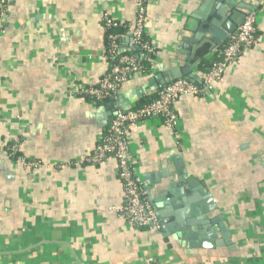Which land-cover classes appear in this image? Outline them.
<instances>
[{
  "label": "crops",
  "instance_id": "obj_1",
  "mask_svg": "<svg viewBox=\"0 0 264 264\" xmlns=\"http://www.w3.org/2000/svg\"><path fill=\"white\" fill-rule=\"evenodd\" d=\"M145 1L155 68L96 101L74 92L109 68L103 13L133 22L136 0H8L0 17V264H143L148 256L165 264H264V0L246 1L256 12V44L208 92L174 102L182 148L161 118L128 134L137 174L166 211L164 228L132 226L112 209L123 195L113 157L74 163L93 151L117 107L153 98L163 72L180 70L189 52L202 79L200 64L228 38L210 50L195 29L222 0ZM132 47L121 38V52ZM11 141L40 165L9 158ZM184 179L212 197L203 218L213 222L201 237L181 236L184 220L174 217L201 209L202 195Z\"/></svg>",
  "mask_w": 264,
  "mask_h": 264
},
{
  "label": "built area",
  "instance_id": "obj_2",
  "mask_svg": "<svg viewBox=\"0 0 264 264\" xmlns=\"http://www.w3.org/2000/svg\"><path fill=\"white\" fill-rule=\"evenodd\" d=\"M136 3L133 22H121L111 17L108 11H104L105 29L123 25L125 32L108 33L106 36L108 43L101 55L108 61V70L96 84L82 86L74 92L75 94L91 97L96 101L115 97L121 85L133 75H146L155 68L153 62L149 68H145L132 52H121L119 49L121 38L128 36L141 56L149 58L157 54L156 40L146 37V1L136 0ZM7 5L8 0H0V17L6 16ZM255 19V11H250L244 16L242 22L222 45L219 58L204 71L201 83H193L184 77L175 78L159 88L156 96L150 101L137 107H117L93 151L74 162L78 165L83 162L99 164L109 157L116 160L117 176L122 185L123 195L121 203L112 209L127 223L136 227L150 226L157 229L161 227L156 211L146 196L143 182L137 174L128 134L137 131L138 127L149 119L161 118L163 125L173 131L177 145L182 148L179 118L174 109V102L183 95L200 96L208 92L221 79L225 69L235 64L243 52L256 44ZM19 151L17 141H11L6 146V153L14 162L31 168L40 165L39 160L25 157ZM63 165L57 164L59 167ZM143 264L165 263L155 256H148L144 258Z\"/></svg>",
  "mask_w": 264,
  "mask_h": 264
},
{
  "label": "water",
  "instance_id": "obj_3",
  "mask_svg": "<svg viewBox=\"0 0 264 264\" xmlns=\"http://www.w3.org/2000/svg\"><path fill=\"white\" fill-rule=\"evenodd\" d=\"M222 1L224 2V4H220V5L216 4L215 5V7L217 8V15L215 17L209 19L207 22L205 21L203 23H200V25L196 28L194 27L195 29H197V32H198L197 36H201L202 40H206L211 44L210 50H212V48L214 50H217L218 49L217 45H218V47H220V45L223 44V41L230 34H232L235 31V29L237 28V26L242 22L244 16L246 14H248L250 11H254V9H255L252 5H249L246 2L247 0L240 1V2H237L236 0H222ZM197 14L200 15L199 12ZM205 34H207L209 36V38H206ZM185 47L188 48L189 46L186 45ZM132 54L138 59L147 58V57L141 56L140 52L137 50V47H135L134 44L132 47ZM193 57H194L193 52H189V54H187L185 64L180 70L175 69V70H172L170 72L164 71L163 72L164 78L162 80V86L167 84L171 80H173L175 78H179V77H184L185 79H187L193 83H196V84L201 83V79L197 78L196 74L192 70V63L193 62H191V61L193 60ZM198 59L196 61L197 63H199L201 61L200 58H198ZM182 154H183V152L178 148L176 156L180 159V161L182 160V156H183ZM181 164L183 165L184 163L181 161ZM184 171L182 169L178 170L179 174L184 172ZM181 181H185V185H187L186 183H188L189 186H191L192 188L199 190V193L203 197L201 200H199V205H200L201 209L193 210L191 215H189V216H187V215L186 216H180L179 215L180 212H179V213H176V215L174 217L176 218L177 223H178V220H180V219L184 220V224L180 225L181 230H183V233L181 236L184 235L187 238H189L193 235L194 236L196 235V236L201 237V235H202L201 230L207 228L206 224L208 222L209 223H210V221L213 222V220L211 218H209L208 216H207L209 218L208 222H207V218L205 216L203 218V215H205L207 213V211L210 210L211 207L213 206L211 203L212 197L205 190L203 191L202 188L199 187L197 184H193L190 179H186V180L184 179ZM143 187H144L145 193L147 194L148 200L152 203V206L154 207V209L156 211V214H157V217L161 223V226L164 228L163 217L166 214V211L158 204L159 199L157 200L155 198H150V194H149L148 190H146L147 187H146L145 183L143 184ZM197 197H198V194H195V198H197ZM198 198H200V197H198ZM167 211H169V210H167ZM173 225H177V224H173ZM195 225H198L199 229L196 231L192 230L193 234H189V233L185 232V230H189L190 228L193 229V227ZM193 238H195V237H193Z\"/></svg>",
  "mask_w": 264,
  "mask_h": 264
},
{
  "label": "trees",
  "instance_id": "obj_4",
  "mask_svg": "<svg viewBox=\"0 0 264 264\" xmlns=\"http://www.w3.org/2000/svg\"><path fill=\"white\" fill-rule=\"evenodd\" d=\"M105 30H106V31H105V47L107 46V43H108L107 38H106V36L108 35V33H110V32H116V33L123 34V33L125 32V28H124L123 25H119V26H117V27L106 28ZM146 35H147V34H146ZM146 37L148 38V36H146ZM154 58H155L154 56H151V57H149V58H144V59L141 58V59H139V60H140V62L142 63V65H143L145 68H149L150 65H151V63H152V60H153ZM218 58H219V52H216L215 55H213L212 58H210L208 61L205 60L204 62H202V63L200 64V66L203 67V69H204V71H205V70H207V69L210 67L211 63H212L214 60L218 59ZM148 59H149V60H148ZM156 93H157V92H156ZM155 96H156V94H155ZM155 96H154V97H155ZM154 97H153V98H154ZM153 98H151V99H153ZM107 99H109V98H107ZM107 99H105V100H107ZM151 99H149V100H147V101H144V102H141L139 105L144 104V103L150 101ZM102 101H104V100H102ZM139 105H137V106H139ZM137 106H135V107H137ZM7 152H8V150H7Z\"/></svg>",
  "mask_w": 264,
  "mask_h": 264
}]
</instances>
